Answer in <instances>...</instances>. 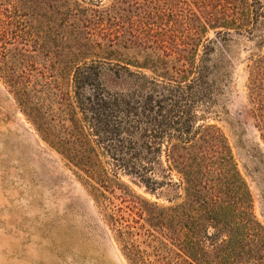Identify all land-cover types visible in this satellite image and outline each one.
Returning <instances> with one entry per match:
<instances>
[{
    "label": "trees",
    "instance_id": "obj_1",
    "mask_svg": "<svg viewBox=\"0 0 264 264\" xmlns=\"http://www.w3.org/2000/svg\"><path fill=\"white\" fill-rule=\"evenodd\" d=\"M103 2L0 0V76L15 101L38 124L34 111L43 99L22 80L26 65L17 44L34 36L59 41L65 66L58 61L57 74L44 84L68 110L65 136L72 141L62 150L84 171L128 263L264 264V226L250 190L228 141L206 116L231 62L229 36L254 39L247 94L264 142V34L254 36L264 25L261 8L255 0ZM90 67L98 72L95 85ZM103 70L123 74L131 87L105 88L98 78ZM103 154L112 169L169 203L131 194L125 216L111 201L125 184Z\"/></svg>",
    "mask_w": 264,
    "mask_h": 264
},
{
    "label": "rangeland",
    "instance_id": "obj_2",
    "mask_svg": "<svg viewBox=\"0 0 264 264\" xmlns=\"http://www.w3.org/2000/svg\"><path fill=\"white\" fill-rule=\"evenodd\" d=\"M103 1L104 6L110 2ZM153 2L150 0V5ZM255 2L264 14V0ZM260 33L264 34V25L254 36ZM207 36L213 38L214 32L209 30ZM229 37L231 62L206 114L207 122L215 124L228 141L250 190L253 212L264 226V142L254 126L247 94L246 57L255 42L233 33ZM27 40L21 39L17 44L21 64L26 65L22 80L43 103L34 111L36 118H40L35 124L31 115L25 113L28 110L24 111L15 101L9 82L0 76V264H129L93 198L94 190L84 181V171L73 165L72 158H67L62 150L64 146L70 147L72 141L71 136H65L68 110L61 105L59 97L45 90L44 84V80L57 74L58 61L60 67L65 66L59 41L41 36ZM136 52L134 57L140 59L141 52ZM88 70L93 72L95 85L96 67ZM98 78L109 90L131 87V80L123 74L116 77L103 70ZM66 88L65 77L63 89ZM36 89L39 91L34 92ZM53 135L63 146L50 143L56 140L51 139ZM103 155L102 160L111 170L110 159ZM110 172L125 184V188L117 185L120 187L111 195V201L125 210V216L130 212L125 206L131 203V194L169 203L150 194L143 184L134 182L133 175L119 169ZM105 192L110 196L111 190Z\"/></svg>",
    "mask_w": 264,
    "mask_h": 264
}]
</instances>
